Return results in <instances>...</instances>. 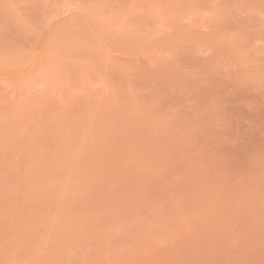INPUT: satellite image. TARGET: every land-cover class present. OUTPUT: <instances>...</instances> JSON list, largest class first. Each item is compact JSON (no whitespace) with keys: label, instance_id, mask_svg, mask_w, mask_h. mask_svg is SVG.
<instances>
[{"label":"rangeland","instance_id":"rangeland-1","mask_svg":"<svg viewBox=\"0 0 264 264\" xmlns=\"http://www.w3.org/2000/svg\"><path fill=\"white\" fill-rule=\"evenodd\" d=\"M0 264H264V0H0Z\"/></svg>","mask_w":264,"mask_h":264}]
</instances>
